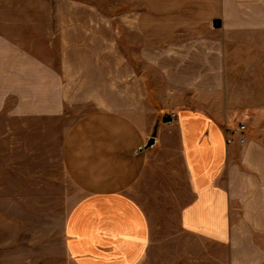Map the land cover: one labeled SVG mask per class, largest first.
Wrapping results in <instances>:
<instances>
[{
	"label": "crops",
	"instance_id": "0c3cea01",
	"mask_svg": "<svg viewBox=\"0 0 264 264\" xmlns=\"http://www.w3.org/2000/svg\"><path fill=\"white\" fill-rule=\"evenodd\" d=\"M0 84V178L79 189L74 264H264V0H0Z\"/></svg>",
	"mask_w": 264,
	"mask_h": 264
},
{
	"label": "rangeland",
	"instance_id": "374dc122",
	"mask_svg": "<svg viewBox=\"0 0 264 264\" xmlns=\"http://www.w3.org/2000/svg\"><path fill=\"white\" fill-rule=\"evenodd\" d=\"M83 1L97 4L101 10L107 13L112 12V0ZM104 55L109 58L111 52L105 51ZM143 69L138 68L140 71ZM32 85V83L25 84V89L32 88ZM80 87L82 84L74 83L72 85L75 94L76 91L80 92ZM163 103L167 105L165 101L160 104V101L154 100V106L157 109ZM80 114V100L74 99L73 123L80 120ZM249 115L251 116V114L244 115L241 112L237 115H220L219 118H222L226 124L229 134L235 135L247 131V126L241 133L236 132L235 128L238 124L244 123L240 121L242 118L248 119ZM122 116L130 117L123 113ZM161 117L160 113L151 116L138 115L136 118L131 115L132 119L135 118L137 122L142 123L145 122V119L147 122L151 119L155 123ZM26 121H31V119H26ZM3 122L7 123L9 120L0 114V129L4 128ZM42 133L44 132L42 131ZM26 139L32 144L33 136L29 130L26 132ZM47 139V134L41 137V140ZM139 150L140 148L137 152ZM42 161H37L32 155H26L20 158V164H18L22 170L19 173L21 177L0 178V264H74L64 248L63 224L70 207L80 197V194L77 193L79 189L70 186L66 190L70 192L66 193L62 185L63 179L49 178L48 172L37 170L40 167H45L47 170L49 164ZM1 167L3 166L0 165L1 175L8 172L2 170ZM158 225L160 223H157L154 228L157 234L159 233Z\"/></svg>",
	"mask_w": 264,
	"mask_h": 264
},
{
	"label": "water",
	"instance_id": "95a60500",
	"mask_svg": "<svg viewBox=\"0 0 264 264\" xmlns=\"http://www.w3.org/2000/svg\"><path fill=\"white\" fill-rule=\"evenodd\" d=\"M156 143V139L154 136H150L147 138L146 143L144 144V146L142 148H140V150L142 149H148L151 148L152 146H154Z\"/></svg>",
	"mask_w": 264,
	"mask_h": 264
},
{
	"label": "built area",
	"instance_id": "2783aa9c",
	"mask_svg": "<svg viewBox=\"0 0 264 264\" xmlns=\"http://www.w3.org/2000/svg\"><path fill=\"white\" fill-rule=\"evenodd\" d=\"M246 129V125L244 123H240L237 125V127L235 128V131L238 133L244 132V130ZM241 142L243 141V139H240Z\"/></svg>",
	"mask_w": 264,
	"mask_h": 264
}]
</instances>
